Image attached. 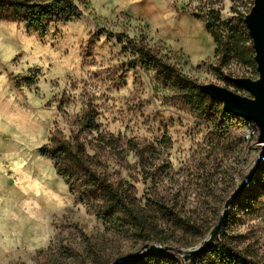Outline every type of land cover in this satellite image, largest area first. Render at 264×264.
<instances>
[{
	"label": "rangeland",
	"instance_id": "374dc122",
	"mask_svg": "<svg viewBox=\"0 0 264 264\" xmlns=\"http://www.w3.org/2000/svg\"><path fill=\"white\" fill-rule=\"evenodd\" d=\"M71 1L79 19L44 32L0 21V264H111L142 246L70 194L39 154L52 138L77 139L96 174L165 228L155 203L212 227L264 155L255 126L192 111L136 53L145 46L197 85L250 98L223 79L257 74L219 66L204 23L210 11L235 18L245 1ZM90 113L97 130L81 131ZM226 238L264 263V162L216 241Z\"/></svg>",
	"mask_w": 264,
	"mask_h": 264
},
{
	"label": "trees",
	"instance_id": "16d2710c",
	"mask_svg": "<svg viewBox=\"0 0 264 264\" xmlns=\"http://www.w3.org/2000/svg\"><path fill=\"white\" fill-rule=\"evenodd\" d=\"M245 1L244 11H235L236 17L221 21L217 12L210 11L204 23L213 40L214 58L221 67L231 61L256 73L251 40L244 25V17L253 5V0ZM199 19V17H195ZM79 19V12L71 0H0V21L25 24L28 29L44 32L48 26L67 24ZM118 44H121L118 41ZM144 60L147 69L157 72L166 84L174 89L182 102L192 111L217 116L226 123L240 119L225 113L222 104L210 100L198 90V85L174 67L163 62L147 47L136 50ZM228 86L238 89L228 78L223 79ZM248 124V123H246ZM249 125V124H248ZM81 131L97 130L94 114H87L79 121ZM42 158L53 163L56 175L65 179L70 194L77 196L87 209L95 213L96 219L114 232H130L138 243L162 247L174 243L181 248H192L200 243L209 230L207 223L196 222L191 217L181 216L162 203H155L156 211L165 221V228L145 208L136 204L124 191L114 187L92 169V160L78 142L52 138L49 144L39 150ZM164 232L166 235H164ZM190 262V261H189ZM188 263V262H187ZM175 253H151L123 264H187ZM191 264H264L247 246L239 249L231 238L216 241L206 252L191 260Z\"/></svg>",
	"mask_w": 264,
	"mask_h": 264
},
{
	"label": "water",
	"instance_id": "95a60500",
	"mask_svg": "<svg viewBox=\"0 0 264 264\" xmlns=\"http://www.w3.org/2000/svg\"><path fill=\"white\" fill-rule=\"evenodd\" d=\"M244 25L251 40L258 78L256 80L228 78V80L238 89L246 92L250 98L241 97L225 88L211 84L198 85V90L210 100L221 103L225 113L237 117L244 123L255 126L258 131L256 144L261 146L264 151V0H253L252 7L244 17ZM263 162L264 155H260L250 177L239 184L228 196L216 223L200 243L186 250L170 246L162 247L155 244H145L134 254L120 258L111 264H123L151 253H175L180 256L183 263H187L198 255L208 251L218 239L226 223L230 208L240 194L248 187L253 174L257 172Z\"/></svg>",
	"mask_w": 264,
	"mask_h": 264
},
{
	"label": "built area",
	"instance_id": "2783aa9c",
	"mask_svg": "<svg viewBox=\"0 0 264 264\" xmlns=\"http://www.w3.org/2000/svg\"><path fill=\"white\" fill-rule=\"evenodd\" d=\"M249 125H251V124H249Z\"/></svg>",
	"mask_w": 264,
	"mask_h": 264
}]
</instances>
